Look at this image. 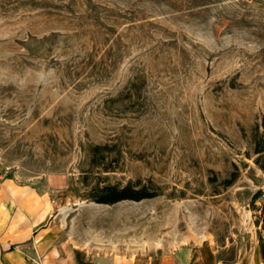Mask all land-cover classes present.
Instances as JSON below:
<instances>
[{"label":"rangeland","instance_id":"obj_1","mask_svg":"<svg viewBox=\"0 0 264 264\" xmlns=\"http://www.w3.org/2000/svg\"><path fill=\"white\" fill-rule=\"evenodd\" d=\"M263 120L264 0H0V180L67 254L248 264Z\"/></svg>","mask_w":264,"mask_h":264},{"label":"crops","instance_id":"obj_2","mask_svg":"<svg viewBox=\"0 0 264 264\" xmlns=\"http://www.w3.org/2000/svg\"><path fill=\"white\" fill-rule=\"evenodd\" d=\"M33 196L26 187L13 180H0V264H124L86 256L67 254L46 238L47 230L37 228L31 213ZM53 245V246H52ZM128 264H179L175 256L137 258ZM248 264H264L261 251L256 250Z\"/></svg>","mask_w":264,"mask_h":264},{"label":"trees","instance_id":"obj_3","mask_svg":"<svg viewBox=\"0 0 264 264\" xmlns=\"http://www.w3.org/2000/svg\"><path fill=\"white\" fill-rule=\"evenodd\" d=\"M264 129V120L262 122ZM261 125H257L254 131V153L256 155L255 162L264 171V130H260ZM105 146L97 145L94 147L95 153L104 149ZM95 162V161H94ZM238 173L234 171L230 178L224 181L225 186L232 185L237 179ZM158 195V192L151 190L148 186H139L129 182L123 186L116 184H107L96 188L93 195L88 196L91 200L101 204H115L124 200L141 201L144 199L153 198ZM259 197L256 195L254 201ZM261 254L264 258V237L260 235Z\"/></svg>","mask_w":264,"mask_h":264}]
</instances>
